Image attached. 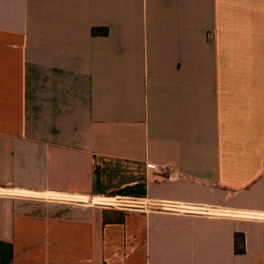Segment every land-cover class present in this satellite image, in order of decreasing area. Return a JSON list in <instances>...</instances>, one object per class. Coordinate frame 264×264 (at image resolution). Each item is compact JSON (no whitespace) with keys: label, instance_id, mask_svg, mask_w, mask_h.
Segmentation results:
<instances>
[{"label":"crops","instance_id":"1","mask_svg":"<svg viewBox=\"0 0 264 264\" xmlns=\"http://www.w3.org/2000/svg\"><path fill=\"white\" fill-rule=\"evenodd\" d=\"M0 264H264V0H0Z\"/></svg>","mask_w":264,"mask_h":264},{"label":"built area","instance_id":"2","mask_svg":"<svg viewBox=\"0 0 264 264\" xmlns=\"http://www.w3.org/2000/svg\"><path fill=\"white\" fill-rule=\"evenodd\" d=\"M162 173L171 171L169 167H162L160 169ZM99 204L123 211H139V212H166V213H177V214H197V215H208V216H222L231 215L232 212L220 209L217 207L205 206L200 204H184L167 201H155L149 198L141 197H125L115 195L108 198H101L97 201ZM262 217L245 215V217Z\"/></svg>","mask_w":264,"mask_h":264},{"label":"trees","instance_id":"3","mask_svg":"<svg viewBox=\"0 0 264 264\" xmlns=\"http://www.w3.org/2000/svg\"><path fill=\"white\" fill-rule=\"evenodd\" d=\"M97 32H98V29H97V28H94V29H93V33H95V34H96ZM105 33L107 34V30H105ZM239 251H241V252H242V251H243V249H240Z\"/></svg>","mask_w":264,"mask_h":264}]
</instances>
